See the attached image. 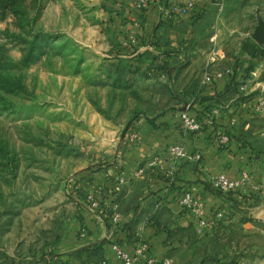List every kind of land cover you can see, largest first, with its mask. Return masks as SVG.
I'll return each mask as SVG.
<instances>
[{
    "label": "rangeland",
    "instance_id": "rangeland-1",
    "mask_svg": "<svg viewBox=\"0 0 264 264\" xmlns=\"http://www.w3.org/2000/svg\"><path fill=\"white\" fill-rule=\"evenodd\" d=\"M132 3L0 0V264H40L75 215L73 185L92 161L107 164L134 119L176 109L189 85L201 92L208 75L229 69L239 78L216 109L234 107L227 127L255 149L243 168L252 179L209 221L181 231L171 254L174 264H264V44L254 38L264 0L180 2L197 10L175 36L184 61L155 71L124 63L126 38L108 25L105 13Z\"/></svg>",
    "mask_w": 264,
    "mask_h": 264
},
{
    "label": "crops",
    "instance_id": "crops-1",
    "mask_svg": "<svg viewBox=\"0 0 264 264\" xmlns=\"http://www.w3.org/2000/svg\"><path fill=\"white\" fill-rule=\"evenodd\" d=\"M183 1L152 0L148 6L139 7L132 0V4L123 5V11L105 13L114 18L108 25L117 27L123 40L126 38L124 63L151 66L155 71L156 66L166 64L174 68L184 61L175 36L192 26V15L177 16L170 12L173 5H181ZM195 14L193 17H197ZM131 36L135 42L129 40ZM169 74L173 80L177 76V72ZM191 80L190 76L188 81ZM234 85L229 74L206 83L201 92L189 85L176 109L134 119L117 147L105 154L104 161L108 162L105 167L97 160L92 161V167L78 177L73 185L79 189L76 193L81 192L75 215L66 222L40 264H120L112 251L116 242L137 257L136 264H148L146 255L174 264L172 249L186 239L180 237V232L186 233L193 224L197 227L202 222L194 209L179 205L182 191L188 189L204 198V219L209 221L221 203H232L228 195L232 192L215 190L212 178L224 172L232 178L239 177L247 166V156H251L249 150L242 146L240 149L235 143L231 149L220 148L215 137L223 125L230 123L234 107L222 105L223 110L220 108L216 117L218 124H207V130L198 133L185 128L180 113L188 106L193 107L191 112L199 108L211 113ZM199 94L201 97H197ZM133 130L139 134L135 141L130 138ZM176 143L184 145L195 158L171 159L168 148ZM89 194L99 199L98 207H91ZM117 214L119 219L115 221ZM145 243L150 248L143 256L139 251Z\"/></svg>",
    "mask_w": 264,
    "mask_h": 264
},
{
    "label": "built area",
    "instance_id": "built-area-1",
    "mask_svg": "<svg viewBox=\"0 0 264 264\" xmlns=\"http://www.w3.org/2000/svg\"><path fill=\"white\" fill-rule=\"evenodd\" d=\"M139 7H146L148 6L152 0H136ZM193 11H196V7L194 3H184L181 5H173L171 8V13L177 16H185L191 14ZM131 42H135V37L131 36L129 39ZM231 69L220 72L214 78L208 75L206 77V83H211L214 79L221 78L226 74H229ZM188 109L181 112V121L185 125V128L190 131L200 132L207 124L212 123V118L218 117L219 110L214 109L211 111V118L209 120L197 118L196 116H192L189 114ZM130 138L132 140H137L139 138V134L137 131L133 130L130 134ZM219 140L222 143H228L229 136L223 133H220ZM168 153L171 159L173 160H185V159H192L195 158L193 155L189 153V150L182 144L176 143L171 145L168 148ZM252 179V174L250 171L243 170L241 175L236 178H232L227 173H221L216 177L212 178L211 185L212 187L220 192L229 193L234 191H241L247 186ZM88 201L91 207H98L100 202L99 199L94 194L88 195ZM179 205L183 208H190L194 209V211L200 216L202 222L205 223L204 219V210H205V200L203 197L195 194L191 190H186L184 193L181 194L179 198ZM223 214L221 212L217 213V216L221 217ZM119 215L117 214L114 217L115 221H118ZM149 246L145 243L143 247L140 249V254L145 255L149 251ZM112 251L120 264H136L137 257L130 254L121 244L113 243L112 244ZM146 259L148 264H170L168 259H163L159 261L153 255H146Z\"/></svg>",
    "mask_w": 264,
    "mask_h": 264
},
{
    "label": "trees",
    "instance_id": "trees-1",
    "mask_svg": "<svg viewBox=\"0 0 264 264\" xmlns=\"http://www.w3.org/2000/svg\"><path fill=\"white\" fill-rule=\"evenodd\" d=\"M196 11H197V10H196ZM199 15H201L200 12L195 14V16H199ZM256 49H257V46H256L255 44H253V43H247L246 45H244V51L247 52V53L254 54V52L256 51ZM229 75L232 77L233 81L239 78V75H238L237 71L234 70V69H231ZM191 108H193V107H191ZM191 108L188 110V112H189L190 115H192V116H196L197 118L206 119V120H209V119L211 118V113H210V112H207L206 110H201V109H199V108H195V109L193 110V112H191ZM180 117H181V113H180ZM180 119H181V118H180ZM211 120H212V123L209 124V125H216V124H218V122H217V118L214 117V118H212ZM131 123H132V122H130V123L128 124L129 129H130ZM220 126H221V125H220ZM206 130H207V128L204 127L200 132H205ZM194 132H195V131H194ZM221 132H222L223 134L228 135L230 140L228 141V143H222V142H220V140H219V136H220V134H219V133H216L215 137H216V139H217V141H218V143H219V147H220V148H224V149L228 148V149H231V146L234 144V142H235V144H238L239 147L242 146V147L246 148V145H247V144L244 143V141H240V139H237V138H236V135H234V134L230 131V129L227 127V125H225V126L223 125V127H222V131H221ZM195 133H198V132H195ZM230 145H231V146H230ZM240 148H241V147H240ZM249 152H250V155H251L253 158H254V157H257V154H256L255 149H254L253 147L250 146V148H249ZM187 190H188V189H187ZM185 191H186V190H185ZM185 191H182V193H184Z\"/></svg>",
    "mask_w": 264,
    "mask_h": 264
},
{
    "label": "water",
    "instance_id": "water-1",
    "mask_svg": "<svg viewBox=\"0 0 264 264\" xmlns=\"http://www.w3.org/2000/svg\"><path fill=\"white\" fill-rule=\"evenodd\" d=\"M254 38L259 42L264 44V18L259 16L258 17V25L256 27ZM127 129L123 132L122 138L126 136Z\"/></svg>",
    "mask_w": 264,
    "mask_h": 264
}]
</instances>
